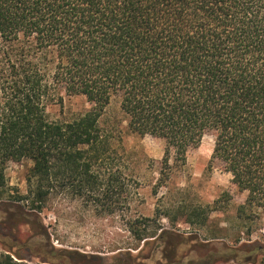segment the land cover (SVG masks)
<instances>
[{
  "label": "trees",
  "instance_id": "obj_1",
  "mask_svg": "<svg viewBox=\"0 0 264 264\" xmlns=\"http://www.w3.org/2000/svg\"><path fill=\"white\" fill-rule=\"evenodd\" d=\"M63 95L89 108L50 118ZM112 97L132 132L163 141L166 168L211 134L209 166L245 193L238 212L264 215V0H0V194L7 163L31 162L26 195L0 207H10L15 233L30 229L24 242L13 238L36 264L70 262L46 249L42 220L25 206L40 211L63 189L129 188L99 125ZM129 230L133 249L169 234ZM3 248L0 264H26L14 245Z\"/></svg>",
  "mask_w": 264,
  "mask_h": 264
},
{
  "label": "rangeland",
  "instance_id": "obj_2",
  "mask_svg": "<svg viewBox=\"0 0 264 264\" xmlns=\"http://www.w3.org/2000/svg\"><path fill=\"white\" fill-rule=\"evenodd\" d=\"M88 108L83 96L63 95L61 103L50 105L49 116L71 120ZM99 125L110 138L120 181L127 176L129 188L117 184L110 195L101 188L94 196L63 189L50 195L40 211L25 206L42 220L46 249L52 246L54 255L68 258L70 264H264V215L249 209L238 212L245 193L236 190L217 162L209 166L211 134L187 151L183 165L170 158L166 168L163 141L132 132L117 97L106 105ZM30 165L27 159L7 163V190L0 201L10 204L26 195ZM5 208L10 211L0 207V251L11 244L22 262L42 263L15 244L13 237L24 242L30 229L21 225L15 233ZM157 227L169 234L149 237L133 249L139 242L129 229L151 233ZM230 255L235 257L226 258Z\"/></svg>",
  "mask_w": 264,
  "mask_h": 264
}]
</instances>
